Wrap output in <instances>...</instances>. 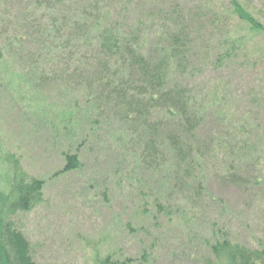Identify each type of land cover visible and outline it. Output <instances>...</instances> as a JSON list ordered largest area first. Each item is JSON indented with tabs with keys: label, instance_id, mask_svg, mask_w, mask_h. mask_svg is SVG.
<instances>
[{
	"label": "rangeland",
	"instance_id": "rangeland-1",
	"mask_svg": "<svg viewBox=\"0 0 264 264\" xmlns=\"http://www.w3.org/2000/svg\"><path fill=\"white\" fill-rule=\"evenodd\" d=\"M239 1L264 24V0ZM91 3L128 30L149 12L148 28L167 23L169 13L176 36L180 23H193L194 48H207L210 57L200 65L203 55L185 54L181 65L195 73L187 82L197 91L218 87L224 96L209 104L191 137L206 191L183 171L146 168L153 163L150 142L170 135L154 128L162 103L123 108L108 87L101 105L86 104L100 85V63L80 58L71 33L87 17L98 22ZM124 3L0 0V225L23 236L36 264H208L206 238L220 227L233 242L264 252V62L252 67L240 55L215 68L223 40L240 26L228 0H133L128 9ZM253 45L264 56L262 40L253 37ZM177 65H170L172 78L182 72ZM183 140L191 143L187 134ZM64 154H77L81 167L58 175ZM22 178L43 182L42 202L28 212L15 207L12 193ZM165 181L167 216L146 206Z\"/></svg>",
	"mask_w": 264,
	"mask_h": 264
},
{
	"label": "trees",
	"instance_id": "trees-1",
	"mask_svg": "<svg viewBox=\"0 0 264 264\" xmlns=\"http://www.w3.org/2000/svg\"><path fill=\"white\" fill-rule=\"evenodd\" d=\"M132 1L127 0L122 7L128 9ZM228 1L232 16L240 26L231 37L226 39L225 43L223 40L225 48L217 52L215 68L232 62V59L236 57L240 58V55L245 56L244 62L252 67L259 61L264 62V56H258L255 53L254 45L251 48L249 46V41L253 37L261 39L264 43V24L255 18L250 3L239 0ZM89 7L98 17V22L90 24L87 17V21L81 26L83 28H76V36L71 33L74 42L77 41L76 52L81 51L80 58L96 60L100 63V70L95 72L96 79H94L95 85H100L96 86V91L92 88L87 93L86 104L93 105L98 102L101 105L102 98L105 96L104 91L109 90L108 87L123 108L162 103V108L158 106L162 118L154 128L170 135L163 140L155 138L150 142L148 158L153 163H148L146 168H163L165 172L173 171V173L183 171L188 177V182L198 179L200 191H206L200 156L192 144L191 137L199 117L205 114L209 104L220 103L224 96L220 99L218 87H213L210 91L203 89L197 91L194 90L195 86H190L187 82L195 77V73L188 72L186 65L182 66L186 63L185 54L203 55L202 58H198L201 60L200 65L210 57H207V48L201 51L194 48L192 34L189 35L193 30V23L184 24L185 27L180 23L182 32L176 36L173 33L169 13L166 16L167 23L164 18L160 26H156L157 24L153 22L154 27L148 28L149 21L145 19L154 20V13L149 12L139 18L142 21L137 26L128 30V27L118 19H109L108 14L103 13L101 9L96 11L94 3H91ZM123 13L128 17V11L124 10ZM68 18V21L72 20L71 17ZM75 22L78 23V21ZM226 32L225 30L224 33ZM152 39H156L155 46L149 48L147 43ZM160 41L163 45L159 44ZM145 49L148 50V55L145 54ZM193 49L195 52H192ZM180 56L183 58L179 59ZM174 62L178 63L176 72L178 70L182 72L178 77L172 78L170 65ZM241 64L243 63L240 62ZM128 95L131 96L132 101L129 100ZM238 131H240L239 128ZM184 134L190 137L191 143L183 140ZM191 144L192 147H190ZM63 162L64 166L58 175L76 171L81 167L77 154H64ZM168 185L169 182L165 181L159 187V192L152 194V201L146 205L149 208L153 207L157 214L166 216L171 214L170 200L166 195ZM160 188L163 193H160ZM12 191L16 200L15 207L20 211L28 212L42 202L43 182L37 179H31L28 182L22 178ZM222 207L223 205L219 208L222 209ZM142 214L149 219L152 212L144 209ZM3 215L0 214V218H3ZM214 239H216L215 243L210 244V241ZM206 242L207 248H210L208 264H264V252L233 242L223 227L214 229L211 238H206ZM147 257L148 255L143 253L142 261H146ZM0 264H36L29 255L28 244L23 236L1 225ZM106 264L110 262L106 261Z\"/></svg>",
	"mask_w": 264,
	"mask_h": 264
}]
</instances>
